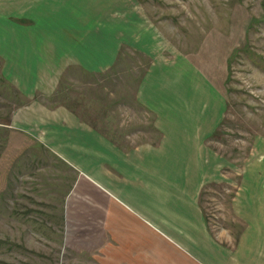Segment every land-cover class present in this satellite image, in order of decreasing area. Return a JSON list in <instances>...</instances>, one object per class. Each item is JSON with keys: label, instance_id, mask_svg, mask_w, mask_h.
I'll use <instances>...</instances> for the list:
<instances>
[{"label": "rangeland", "instance_id": "1", "mask_svg": "<svg viewBox=\"0 0 264 264\" xmlns=\"http://www.w3.org/2000/svg\"><path fill=\"white\" fill-rule=\"evenodd\" d=\"M114 1L112 16L86 3V9L79 8L77 0L69 6L78 14L79 28L92 29H80L87 39L93 33L115 45L109 66L103 53L99 70L59 64L61 79L53 82L51 94L37 91L31 97L28 82L15 80V89L11 86L0 60V264H118L145 248L142 264H183L171 253L174 245L155 232L157 223L171 228L170 206L163 203L173 205L180 193L149 198L144 217L152 228L136 233L146 239H114L118 233H109L110 226L123 221L126 205L111 204L107 191L93 183L94 144L69 137L84 136L78 131L88 125L121 151L159 144L162 133L152 109L165 101L166 87L153 86L144 76L160 55L166 61L174 54L186 57L224 99L223 117L207 138L206 152L181 161L183 171L176 176L197 190L188 191V200L199 194L205 235L227 249L237 247L247 230L264 241V0ZM2 11H15V0H0ZM35 18L0 14V38L20 39L15 23L26 26ZM107 21L119 40L113 41ZM78 119L83 125H67L66 120ZM102 162L99 177L106 184L115 173L106 169L108 159ZM176 164L159 160L149 189L171 184ZM79 185L89 190L78 191ZM153 207L165 209L164 215Z\"/></svg>", "mask_w": 264, "mask_h": 264}, {"label": "crops", "instance_id": "2", "mask_svg": "<svg viewBox=\"0 0 264 264\" xmlns=\"http://www.w3.org/2000/svg\"><path fill=\"white\" fill-rule=\"evenodd\" d=\"M75 1L15 0V11L0 12L2 15L14 14L15 18L37 17L33 24L26 26L15 23V32L19 30L22 32L20 39L14 37L5 41L0 38V60H3L1 72L14 89L15 80H18V83L28 82V88L33 90L31 97L37 91L43 96L50 95L53 82L61 79L59 64H65V68L69 65H82L94 71L99 70L100 53L106 54L107 60L114 57L115 45L111 40L104 43L93 33L87 34L89 37L87 39L82 31H88L90 27L79 28L78 14L69 8ZM77 1L79 8H85L86 3L88 9H95L96 13H99L100 9L102 15L112 16L115 13L110 9L115 4L112 0ZM73 22L76 24H71ZM107 22L115 41L117 39L115 27L112 22ZM107 62L109 66L113 60ZM146 77L152 81L153 86L165 83L166 87L163 95L165 101H161L158 103L159 106L152 109L155 128L162 133L159 144L140 145L121 151L110 139L101 136L97 130L88 125L83 131L82 127L80 131L76 129L84 136L80 134L69 136L77 142L81 141L82 144L85 140L94 144L92 179L97 182L93 183L99 184L101 190L107 191L113 201L111 204L122 206L120 201H123L126 205L127 211L123 213V221L121 219L115 221V226L114 228L110 226L109 233H118L113 236L114 239H146L136 233L140 232L139 227L152 228V224L144 217L145 205L149 198L152 201L165 196V193L171 196V192L174 191L180 193V200L173 201V205L163 203L170 206L171 228L164 229L157 223L155 232L174 245L171 247V253L177 261L182 260L183 264H264V241L248 230L237 241V247L227 249L213 243L209 235L208 237L205 235L204 223L198 207L199 194L196 201L187 198L188 191L195 193L197 190L187 189L184 184L178 183L176 177L183 171L181 161L198 159L204 154L207 138L217 129L223 117L222 95L211 85L201 70L179 54L172 55L170 61H166L162 55L155 57L144 78ZM143 87L144 83L138 94L139 99ZM24 94L29 96L25 91ZM78 120H66V122L69 127L77 128L83 125ZM77 123L79 125H76ZM101 150L104 154L102 157ZM194 153L195 155L191 157ZM69 158L71 156H66V159ZM105 159H108L106 169L115 173L113 180L108 176L106 184L104 179L99 177L101 164L104 165L101 161ZM163 159L166 161L171 159V165L174 162L177 164L171 168V184L161 183L158 187L160 190L154 191L148 187L149 179H155L153 177L157 162ZM95 171L97 176H94ZM77 189L84 191L89 190V187L79 185ZM155 209L158 214L164 215L165 209ZM136 253L139 254L133 258ZM129 256L133 259H128ZM146 256V248L134 250L125 255L124 261L118 260V264H142V259L145 260ZM143 264L146 262L143 261Z\"/></svg>", "mask_w": 264, "mask_h": 264}]
</instances>
